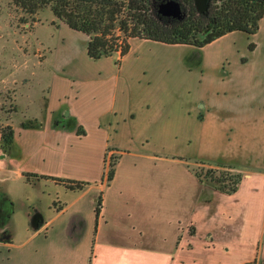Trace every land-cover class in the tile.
<instances>
[{"label":"crops","instance_id":"0c3cea01","mask_svg":"<svg viewBox=\"0 0 264 264\" xmlns=\"http://www.w3.org/2000/svg\"><path fill=\"white\" fill-rule=\"evenodd\" d=\"M261 29L260 25L259 32L250 40H243L244 44L240 46L235 41L232 48L216 57L214 62L207 55L212 44L228 35L241 32L229 33L199 49L203 56L202 63L197 66L212 68L217 73L204 74L203 81L207 92H214L218 99L210 100L200 109L195 97L173 102L171 105L173 108L175 103V106L182 108L185 124L193 123L190 132L184 130L188 137L183 141L191 155H179L180 135L183 136V133L176 127L178 121L173 122L176 118L165 133V137L171 139L173 148L177 149L176 152L173 151L175 155L159 157L158 149H149L144 144H141L140 150L131 151L134 138H156L159 120L155 114L159 107L164 106L155 98L157 94L148 91L142 83L150 69L144 58L140 61L141 64L135 62L131 70L136 67V74L127 75L128 81L124 87H120L119 80L125 74H115L114 88L107 91L104 98H100L95 90L91 92L92 77L88 76L81 77L85 84L83 89L79 88V84L75 88L73 84L76 83L70 82L68 95L62 88L64 82L56 87L50 85L46 118L42 127L14 128L15 147L11 153H4L0 145V174L3 176L0 191L13 203L16 202L11 195L10 184H7L8 178L14 174L25 179L26 173L78 180L89 185L78 191V196H73L70 201H51L55 202V207L49 205L47 210L54 209L55 212L49 218L46 212L30 207L26 229L28 235L30 231L33 233L21 245L32 239H40L44 230L53 228L52 234L48 232L46 235L47 246L55 248L61 258H66L67 247L77 250L83 243L90 245L87 236L89 230L95 227L94 260L91 264H246L256 258L264 261L263 172L244 175L234 194H227L218 188L211 189L214 198L201 204L197 197L200 184L203 183L201 180L187 167L190 185L174 177L165 179L161 165L166 161L171 166L179 167L184 164L178 158L187 157L203 162H213L212 159H215V162L228 167L242 164L264 169V42L256 41ZM137 40L139 39H132L131 44ZM141 41L156 45L160 50L168 47L159 42ZM251 42L254 43L253 50L249 49ZM128 54L121 60L119 54L107 57L112 59L116 72L126 64ZM229 56H235L234 67ZM90 59L88 56L89 61ZM119 60L121 62L117 64ZM223 66L226 70L224 74H220ZM65 73L66 71L58 75L68 77ZM195 124L202 129L195 128ZM69 128H73L75 132H69ZM78 128H81L84 135H78ZM78 144L85 146L78 147ZM112 154L119 159L121 156L133 155L147 163L132 164L129 169H124L128 173L122 178L120 177L126 172L121 173L122 169L115 166L114 178L108 184L103 180L105 159ZM69 166L77 167L80 171H68ZM146 172L149 177H144ZM51 181L55 185H62ZM118 196L120 199L125 197L131 202L136 201V206L125 208L128 220L132 211H139L130 230L138 232L132 236L126 235L129 241L131 237L134 241L127 242L130 251L116 246L109 239L111 230H104L117 221L116 218L111 220L114 216L107 219L106 212L110 209L111 198L117 199ZM82 201L86 204H80ZM99 202L100 213L95 215ZM126 202L125 205H128ZM185 202L190 204L188 210L193 219L191 222L197 221L198 230L195 232L181 228V203L183 206ZM120 207L115 208L121 212ZM16 212L14 204L6 229L0 228V244L3 247L21 246L15 245L16 232L11 227ZM66 216L68 219L64 223L61 219ZM53 224L55 225L52 226ZM4 229L11 230L9 240L1 237ZM147 230H153L155 235L149 238L148 235L154 232ZM68 236L71 237L70 240ZM149 239H152L151 244H148ZM71 244L74 246L71 247ZM148 246L152 251L147 250ZM50 263L88 264V258L73 262L60 258L51 259Z\"/></svg>","mask_w":264,"mask_h":264},{"label":"rangeland","instance_id":"374dc122","mask_svg":"<svg viewBox=\"0 0 264 264\" xmlns=\"http://www.w3.org/2000/svg\"><path fill=\"white\" fill-rule=\"evenodd\" d=\"M260 25L262 29L256 37V41L264 42V18ZM246 39H248V36L244 33L228 35L212 44L210 49L207 50L208 58H211V61L214 62L216 57L222 56L224 51L232 48L231 46L235 41L240 46L243 40ZM86 41H88V38L83 33L74 31L60 22L50 9H43L33 17H29L17 8L12 0H0V129L10 125L13 129L19 130L23 122L34 119L44 124L50 85L56 87L57 84L61 85L64 82L65 85L62 88H64L66 95H68L70 93V82L76 83L75 85L73 84L75 88L79 84V88L83 89L85 84L81 77L88 76L92 77L90 81L93 85V90L91 92L95 90L100 98H104V94L114 88L115 74H125L119 80L120 87H124V84L128 81L127 75L136 74V67L131 70L135 62L141 64L142 62L140 61L144 58L149 63L150 69L149 73L143 78L142 83L146 85L148 91L151 90L153 94H157L155 98H158L157 101L164 106L159 107L155 114L159 120L156 138H142L143 140H136L134 138L130 146L131 151L140 150L141 144H144L149 149H158L159 157H172L175 155L174 152L177 149L173 148L171 139L166 138L165 133L170 129L173 122L176 123L178 121L176 127L182 130L184 136L180 135L181 145H179L178 149L179 155H189L190 150L186 142H183L188 137L184 133V130L190 132L193 123L189 125L188 123L185 124L181 111L182 108L175 106V103L172 108V103L195 97L199 102L198 108L200 109L205 103L210 102V100L218 99L214 95V92H207L203 81L204 74L217 73L212 68L198 67L194 64L199 57V49L189 45H168L166 49L160 50L156 45L145 44L139 39L131 44L126 64L123 65V68L119 72H116L112 59L88 60ZM229 60L233 62L234 67L235 56H229ZM225 70L223 66L220 69V74H224ZM64 71H66L65 74H68V77L58 75L63 74ZM73 78L75 79L74 81ZM135 80L136 78L132 82ZM150 115L153 114L150 113ZM175 118L176 120L173 121ZM197 127L198 124H195V128ZM198 128L202 129L201 126ZM69 132H75V130L69 128ZM76 146L84 147L85 145L81 146L78 144ZM178 159L183 161L184 165L181 164L179 167L176 165L171 166L166 161L161 164L163 165V177L165 179H170V177L178 178L182 183L190 185L189 175L186 173L187 167L197 179L203 182L200 184V192L197 195L199 202L203 204V201L206 202L210 198H214L211 189H217V186L212 179H208L211 173L209 170L228 171V169L221 168L220 165L223 164L215 162V159H212L213 162H203L187 157ZM118 160L119 164L116 165V168L122 169L121 173L126 172L127 170L124 169H129L132 164L147 163L145 160L142 159L143 161H141L133 155L128 154L121 156L119 159L117 155L112 154L107 157V172L111 168L110 164L117 163ZM223 167H226V165ZM229 168L235 173L242 174V179L253 173H264L263 168H252L242 164L229 166ZM67 170L73 173L80 171L77 167L73 166H69ZM127 173L123 174L120 178L126 177ZM147 174L148 172L144 174V177H149ZM219 175L220 173L216 176L213 174L212 176L218 178ZM2 178L3 176L0 174V187L3 185L1 183ZM7 184H10L11 195L16 201L14 204L17 212L11 221V227L16 232L14 238L15 245H21L33 233V231H30L28 235L26 229L28 223L27 215L29 214L30 207L34 206L35 209L46 212L47 218H49L54 215L53 211L55 212L54 209H51V211L47 210L49 205L54 208L55 202L70 201L73 196H78L80 193L78 191L73 192L72 190L67 191L64 185H55L51 179H44V181L35 180L28 183L26 179L14 174L8 178ZM115 188L119 189L118 186H115ZM118 192L117 190L116 193ZM125 202L128 205H125ZM84 203L82 201L80 204ZM110 205V209L106 212V218L114 216L111 220L116 218L117 221L109 224V227H105L104 230H107L106 232L111 230L109 239L113 240L116 246H119L121 250L125 248V250L130 251L131 248L127 242L134 241L132 237L129 241V237H126V235L132 236L135 232H138V230H133L132 232L130 230L133 228L132 225L135 218L138 217L139 211L137 213L132 211L131 218L128 220L125 208L127 206H136V201L131 202L125 197L120 199L118 196L117 199L111 198ZM113 205L115 207L118 206V208L121 206V212ZM181 207V228L184 227L183 230L195 232V230H198V224L197 221L191 222L193 219L188 210L190 204L185 202L182 206L181 203ZM67 216L66 218H62L61 221L66 223ZM32 219L36 225L35 218L33 217ZM89 219L92 221L91 218ZM52 229L50 228L42 232L39 237L42 240L32 239L23 246L8 248L0 244V264H51V259L60 258L73 262L84 257L88 258V264L92 263L94 260L95 237H93V234L95 227L89 230L87 236L90 240V245L86 246L83 243V245L77 247V250L67 247L65 249L66 258H61L60 253L57 254L58 252L55 248L47 246L46 235L48 232L51 235ZM147 231L154 232L153 230ZM154 235L155 232L148 236L151 238ZM68 238L69 240L71 239L70 236ZM151 242L152 239H149L148 244H151ZM73 246L74 244H71V247ZM147 250H151L149 246ZM199 258L197 257V259ZM255 260L257 264H264L262 259L256 258Z\"/></svg>","mask_w":264,"mask_h":264},{"label":"trees","instance_id":"16d2710c","mask_svg":"<svg viewBox=\"0 0 264 264\" xmlns=\"http://www.w3.org/2000/svg\"><path fill=\"white\" fill-rule=\"evenodd\" d=\"M14 5L29 17L43 9H50L56 19L70 29L88 37L87 54L91 59L99 60L119 54L120 60L131 50V40L140 39L159 42L166 45H193L203 48L214 41L236 31L255 35L264 18V0H211L209 8L201 13L195 6V0H177L184 8L182 19L164 17L158 12V0H12ZM252 49V45H250ZM118 61L120 64L121 61ZM24 129L42 127L37 119L23 122ZM78 135H84L81 128ZM0 145L4 153H11L15 147V131L7 125L0 129ZM118 163V161H117ZM117 163L110 164L103 180L109 184L115 174ZM221 168L230 169L232 167ZM208 179H212L217 188L227 194L238 191L242 174L232 170H209ZM217 173V174H216ZM219 177H215L216 175ZM215 174L213 177L212 175ZM28 183L34 180L51 179L73 191H82L89 184L75 180L53 178L49 176L24 174ZM198 177V176H197ZM199 178V177H198ZM200 180V179H199ZM101 203L96 206L100 213ZM14 211V203L0 191V228H5ZM6 229V228H5ZM3 230L1 237L9 240L11 230ZM246 264H257L256 260Z\"/></svg>","mask_w":264,"mask_h":264},{"label":"water","instance_id":"95a60500","mask_svg":"<svg viewBox=\"0 0 264 264\" xmlns=\"http://www.w3.org/2000/svg\"><path fill=\"white\" fill-rule=\"evenodd\" d=\"M210 0H196V7L201 13L208 9ZM159 13L165 17L181 18L182 10L180 4L174 0L165 1L159 6Z\"/></svg>","mask_w":264,"mask_h":264},{"label":"flooded vegetation","instance_id":"af4514ba","mask_svg":"<svg viewBox=\"0 0 264 264\" xmlns=\"http://www.w3.org/2000/svg\"><path fill=\"white\" fill-rule=\"evenodd\" d=\"M160 3H159V5H158V12H159V6H160V4L161 3H163V2H165V1H170V0H158ZM174 1H176V2H178L179 4H180V7H181V10H182V14H181V18L180 19H182L183 18V16H184V14H185V12H184V8H183V5L179 2V1H177V0H174ZM210 2H211V0H210ZM210 2H209V4H210ZM195 6H196V0H195ZM197 8V7H196ZM208 8H209V6H208ZM160 14V13H159ZM165 17V16H164ZM169 18H173V17H169ZM173 19H178V18H173ZM260 30V29H259ZM236 32H240V31H236ZM259 32V31H258ZM257 32V33H258ZM241 33H244V34H246L247 36H248V40H250L251 39V37H253L254 35H252V36H250V35H248L247 33H245V32H241ZM256 33V34H257ZM255 34V35H256ZM226 36V35H225ZM131 42V41H130ZM250 45H252V49L250 48ZM250 45H249V49L250 50H253L254 49V43L253 42H251L250 43ZM189 46H193V45H189ZM193 47H196V46H193ZM197 48V47H196ZM204 48V47H203ZM197 49H200V48H197ZM202 49V48H201ZM198 59L196 60V62L194 63L196 66L197 65H200L201 63H202V55H201V53H200V51H199V53H198Z\"/></svg>","mask_w":264,"mask_h":264}]
</instances>
